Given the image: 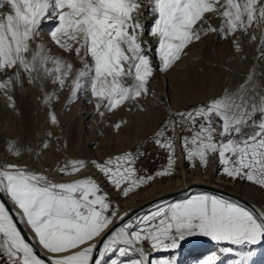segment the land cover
<instances>
[{"label":"snow or ice","instance_id":"6c2138e0","mask_svg":"<svg viewBox=\"0 0 264 264\" xmlns=\"http://www.w3.org/2000/svg\"><path fill=\"white\" fill-rule=\"evenodd\" d=\"M147 2L154 21L150 31L139 19L143 15L138 11L141 0H0V71L13 70L0 82V90L10 106L14 107V102L8 93L15 84H22L24 76L29 84L40 82L41 90L45 80L63 88L70 79L72 63L52 55L36 41L44 20L54 22L51 41L65 51L75 45L82 63L70 80L69 99L85 89L97 99V110L104 101L103 106L111 111L127 100L148 95L154 71L169 70L209 31L226 38L255 26L261 30L264 43V0ZM209 13L220 17L218 28L203 27ZM146 32L155 44L142 40ZM252 80L250 73L235 91L225 89L218 98L171 113L154 134L155 143L168 150L167 166L155 176L167 177L174 172V138L180 129L190 133L180 139L184 159H198L201 166H207L210 155L218 154L224 175L264 188V92L258 91ZM54 95L45 94V102ZM49 117L53 124L58 123L51 111ZM169 130L173 136L161 141ZM42 146L48 147L43 142ZM11 149L9 144L7 150ZM12 155L19 156L20 151ZM137 158L125 152L102 161L72 159L58 171L71 175L91 166L127 196L154 179L153 175L137 177ZM100 192V185L90 177L57 182L26 164L11 160L0 163V197L11 201L15 216L24 221L32 239L47 253V260L37 255L35 246L18 228L13 209L2 201L0 255L7 256L8 264H103L109 253L125 256L135 252L138 258L129 264H176L174 257L150 261L139 245L147 243L151 250L175 249L178 240L196 233L233 245H255L264 239V210L257 215L251 208L215 195H194L158 205L125 223L127 213L119 215L111 208L107 194ZM99 244L102 247L94 256ZM251 255V251L246 253L238 264H248ZM217 260L211 256L203 264H217Z\"/></svg>","mask_w":264,"mask_h":264},{"label":"rangeland","instance_id":"374dc122","mask_svg":"<svg viewBox=\"0 0 264 264\" xmlns=\"http://www.w3.org/2000/svg\"><path fill=\"white\" fill-rule=\"evenodd\" d=\"M141 2L142 6L138 11L143 15L139 19L145 25V28L150 31L151 24L154 21L150 18L147 11V0H141ZM205 18L208 23L203 25L204 28H208L209 25L212 28H218L221 24V19L216 14H206ZM52 27H54L53 21L47 22V20H44L40 26L36 41L43 44L46 42L45 46L50 49L52 55L60 56L72 63L73 69L70 79L63 88L59 84H53L51 79L45 80L43 81L44 89L41 90L40 82L29 84L26 76H24L22 84H15L8 93L12 96L14 107L10 106L4 91L0 90V163L5 160H11L26 164L43 172L50 179L57 182H68L77 178L90 177L98 182L101 189L99 194H107L111 208L117 212L127 205V201L140 200V193L152 185L158 187L159 184L160 187L163 182L172 181L177 177V160L179 158L181 160L184 159L180 139L183 135H190V133L177 129V135L174 138V172L167 177L155 176L157 171L163 170L167 166L168 150L159 147L155 143L156 136L154 134L161 128L163 121L171 113L178 110L185 111L194 105L205 102L197 101L189 105L172 108L171 100L166 97L163 98L161 93L162 90H166V85L171 78L178 76L179 84L189 83L187 80L188 75H191L196 66L201 65L202 62L209 58L210 63L213 64L212 66H222L224 70L229 68L228 70L243 71V75H246V77L251 73L253 75L252 83L258 84L257 90L264 92V51L261 52V55L257 54L254 60L257 51L264 49V43L261 42L260 38L261 30L253 26L247 32L238 30L226 38L215 31L202 34L201 39L188 47L181 58L169 70L160 72L157 69L154 71L149 82L148 95L141 96L136 100H127L111 111L103 106L106 103L104 101L101 103L100 109L97 110L98 101L91 96L90 91L86 93L89 97L87 100L81 98V92L76 97L69 99L70 80L74 78L76 70L82 67V63L74 51L75 45H73L72 50L65 51L51 41L50 29ZM253 36L256 39H252ZM142 40L156 43L147 32L142 36ZM68 42L72 43L71 40ZM12 71H0V82L7 79L8 75L12 74ZM222 74L226 76L225 72ZM130 82L128 81V83ZM249 90H251L250 85ZM52 93H55L52 99L49 102H45V94ZM91 103L93 112L89 116L84 114L82 119L79 120V114H81L83 108ZM50 111L57 116L58 123L53 124L50 121ZM92 119V124L88 125ZM117 124H119V127L116 126ZM172 136L173 133L169 130L160 139L163 141L166 137ZM42 142L47 143L48 147L46 149L43 148ZM9 144L12 146L11 152L7 150ZM17 150L20 151V155H12V152ZM125 152H131L138 157L134 164L137 169V177L154 176L152 181L136 188L128 193L127 196L121 195L119 189H114L112 185L107 183L103 174L91 166L81 168L77 173L71 175H64L58 171L60 167L72 159L102 161L110 156ZM150 154H153L154 158V163L151 165L145 162V158ZM183 161L185 162V167L189 168V172L206 173L208 171L207 182H216L224 188L232 190L234 184L239 186L247 185L248 187L251 186L252 191H257L260 196L264 193V188L256 186L243 178L232 179L224 175L222 166L218 163V154L210 155L207 166H201L198 159L192 162L186 159ZM215 177H220V182L215 180ZM200 194L208 193L193 190L185 196H181L183 198L181 200ZM181 200H178V202ZM149 211L151 210L145 209L131 220H135V218L147 214ZM217 244L220 247L218 251L220 252L219 255L222 256L221 262L223 264L225 262L228 264L232 260L240 261L241 257L245 256L249 251L255 257L253 260L248 259V263L264 264V239H261L255 245L245 244L238 246L227 241H215L210 237L196 233L185 236L183 240H178V246L175 249L151 250L147 243L140 246L147 251L150 261L174 257L176 264H190L192 255L195 256L212 249ZM227 248L234 249V251H225ZM259 252L261 253L259 254ZM136 258H138V254L135 252H129L125 256H119L118 252L116 254L109 253L105 256L103 264H111L114 259L117 264H129L131 260ZM0 264H8L6 255H0Z\"/></svg>","mask_w":264,"mask_h":264},{"label":"bare ground","instance_id":"6f19581e","mask_svg":"<svg viewBox=\"0 0 264 264\" xmlns=\"http://www.w3.org/2000/svg\"><path fill=\"white\" fill-rule=\"evenodd\" d=\"M47 22L50 21L47 20ZM45 43L44 45H46ZM149 43L154 44V42ZM262 51H264V49L261 51H257L256 55L254 56V60L257 54L261 55ZM212 65L213 64L210 63L209 58H207L204 62H202L201 65L196 66L191 75H188L187 80L189 81V83L187 84H179L177 78L178 76L176 78H171L166 85V90H162L161 92L162 97H166L167 99L169 98V100H171L172 108L189 105L197 101L206 102L209 100V98L220 97L225 89H228L229 91H235L237 86L243 84V81L246 79V75H243V71L238 72L232 69L228 70L229 68H225L224 70L222 66ZM223 72H225L226 76L222 74ZM231 76L233 77L231 78ZM79 92L82 93L81 98L83 100H87V98H89L86 95L87 90L81 89ZM88 105L89 106L83 108L81 114H79V120L82 119L84 114H87V116H89L93 112L92 103ZM93 119L89 121L88 125L92 124ZM183 160H181L180 158L177 160L176 166L178 168V174L177 177L174 178V180H167L163 182L160 187L159 184L158 187L152 185L150 188H147L140 193V200L138 201H127V205L118 212L121 216L127 213V217L124 221L125 223L127 222V220L133 219L138 213L144 211L145 209L152 210L158 205H163L171 202L174 203V201L178 202V200L183 199L181 196H185L188 192H192L193 190L219 196L225 198V200H229L245 207L251 208L257 213V215L261 210H264V193L263 195L261 193L262 196H260L258 195L257 191H252V189L250 188L251 186L248 187L247 185L239 186L238 184H234V188L232 190L226 189L216 182H207L206 178L209 175L208 171L206 173L189 172V168L185 167V162ZM215 178V180H219L218 182H220V177ZM228 184L233 185L231 183ZM4 197L13 209L11 201H9L6 196ZM0 201L2 200L0 199ZM13 211L15 213L14 209ZM17 219L22 226L24 236L27 237V241L35 246L37 255L47 260V253L38 245L35 240L32 239V234L29 232L28 227L26 226L24 221L19 219L18 217ZM116 226H121L118 218L116 220ZM99 247H102V244L98 245L97 250L94 251V256H98ZM218 249H220V247L217 244L212 249L206 250L195 256L192 255L193 257L191 258L190 264H203V261L211 256L218 257L217 264H223L221 262L222 256L219 255L220 252L218 251ZM232 251H234V249H232ZM260 253L261 252H259V254ZM254 257V254H252L248 259L253 260ZM237 261L238 260H232L228 264H238Z\"/></svg>","mask_w":264,"mask_h":264},{"label":"water","instance_id":"95a60500","mask_svg":"<svg viewBox=\"0 0 264 264\" xmlns=\"http://www.w3.org/2000/svg\"><path fill=\"white\" fill-rule=\"evenodd\" d=\"M0 199L2 200V202H5L6 203V206L9 208V209H12V207L10 206V204L7 202L6 198L5 197H0ZM13 215H14V218L16 220V223H17V226L18 228L21 230L22 234L24 235V232H23V229H22V226L20 225L17 217L15 216V213L13 211ZM26 240H27V237L25 236Z\"/></svg>","mask_w":264,"mask_h":264},{"label":"built area","instance_id":"2783aa9c","mask_svg":"<svg viewBox=\"0 0 264 264\" xmlns=\"http://www.w3.org/2000/svg\"><path fill=\"white\" fill-rule=\"evenodd\" d=\"M145 162L147 163V164H153L154 163V158H153V154H150V155H148L146 158H145Z\"/></svg>","mask_w":264,"mask_h":264}]
</instances>
